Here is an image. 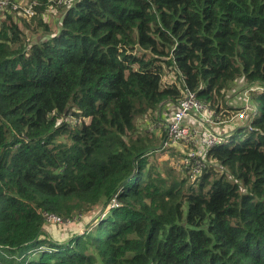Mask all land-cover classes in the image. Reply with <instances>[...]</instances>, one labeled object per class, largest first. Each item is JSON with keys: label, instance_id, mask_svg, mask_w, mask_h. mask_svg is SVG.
Masks as SVG:
<instances>
[{"label": "trees", "instance_id": "obj_1", "mask_svg": "<svg viewBox=\"0 0 264 264\" xmlns=\"http://www.w3.org/2000/svg\"><path fill=\"white\" fill-rule=\"evenodd\" d=\"M27 2L41 38L0 16V264H264V0H72L55 28ZM237 80L199 173L136 123L184 88L229 117ZM45 213L91 219L52 238Z\"/></svg>", "mask_w": 264, "mask_h": 264}, {"label": "rangeland", "instance_id": "obj_2", "mask_svg": "<svg viewBox=\"0 0 264 264\" xmlns=\"http://www.w3.org/2000/svg\"><path fill=\"white\" fill-rule=\"evenodd\" d=\"M14 2H19L21 6H26V4L28 3L27 0H13L12 3ZM50 2L51 3L42 12V17L48 22L51 28H55L58 24L57 21L61 15L60 8L63 4L52 2V0ZM8 7L11 8L10 6ZM9 8L6 7L0 9V16H2L5 12L9 13L13 17V19L18 23V25L35 39L41 38L43 35H45V31L41 27H39L37 21H32L31 16L22 13V11ZM33 28L34 31L32 30ZM224 96L225 102L229 104L230 108L233 109L231 110V116L228 117L227 115H229L230 113H226V116L223 117L221 113L218 112L217 116H215L214 121L210 125H203L199 122L190 119L187 120V124L196 127L198 129L199 134L205 131H214L217 132L219 135L227 137L229 132H231L235 126L242 124V120L237 119L234 114L238 107L242 105L245 106L247 102V93L246 90L243 88L242 81L237 80L234 84H232L231 87L225 91ZM168 104L169 103L165 104L164 106L166 107L165 112H169L174 108V105ZM247 108L248 106H245L243 110L246 111ZM70 122L72 124V119ZM136 123L140 129L150 130L154 135H156V137H158L162 132L160 124H158L153 118H151V115L149 114L140 115L139 117H137ZM177 152V148L174 149L173 153H171V149H165L164 152L157 155H152L153 157L151 156L150 158L156 159L157 163L160 166H164L167 164L171 166L173 170L176 171L178 169V166L176 164L179 159V155L177 154ZM174 165L177 169L173 167ZM96 212L97 208H94L93 211L90 212L89 216H93ZM90 219V217H84V215L82 214L75 218L74 221H46V224L44 226V232L50 234L52 238H65L68 233L73 232L74 230L82 232L85 227L84 225L87 224Z\"/></svg>", "mask_w": 264, "mask_h": 264}, {"label": "built area", "instance_id": "obj_3", "mask_svg": "<svg viewBox=\"0 0 264 264\" xmlns=\"http://www.w3.org/2000/svg\"><path fill=\"white\" fill-rule=\"evenodd\" d=\"M70 1L72 0H55V2L61 4H67ZM52 2L54 1L52 0ZM8 6L11 9L22 11L28 16L33 14V7L30 3L21 6L19 2L10 4L8 0H0V9ZM244 114L245 111L242 109L237 115L243 117ZM215 116H217V113L214 109L199 100L194 92L188 88L183 89L182 96L174 105V108L169 112H163L160 116L158 124L165 132L162 147L178 146L182 148L184 152L183 156L180 157L179 164L182 167L189 166L192 173H199L206 166V152L209 148L222 143L226 136L219 135L214 131H205L199 134L196 127L187 124V120L190 119L203 125H210ZM44 215L46 221L63 222L55 214L45 213Z\"/></svg>", "mask_w": 264, "mask_h": 264}]
</instances>
